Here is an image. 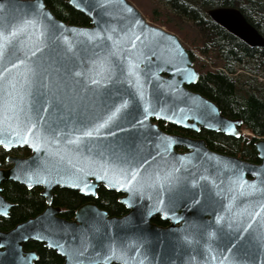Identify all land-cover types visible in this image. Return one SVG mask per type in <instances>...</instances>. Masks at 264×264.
Returning <instances> with one entry per match:
<instances>
[{"label": "water", "instance_id": "obj_1", "mask_svg": "<svg viewBox=\"0 0 264 264\" xmlns=\"http://www.w3.org/2000/svg\"><path fill=\"white\" fill-rule=\"evenodd\" d=\"M67 4L89 25L57 19L44 0H0V33H16L8 55L0 57V140L5 141L0 148L29 151L23 158L6 156L11 166L0 168V215L6 217L12 206L1 195L5 182L38 187L45 201L40 214L0 232V264H34L36 252L23 249L29 241L55 251L63 264H264L259 238L264 233V138H255L241 119L223 116L214 102L189 89L199 72L182 42L149 24L127 0ZM206 15L247 47L264 48V37L237 8L216 7ZM105 59L107 71L99 67ZM129 59L138 64L131 83ZM88 76L101 84L89 83ZM25 79L31 81V96L21 89ZM125 100L129 103L116 121L98 134L84 137L76 131L102 122ZM41 106L43 120L36 112ZM29 118L36 125L31 133ZM158 122L233 138L248 131L259 163L212 151L202 139L166 133ZM76 136L79 144L67 143ZM118 157L139 169L131 184V167ZM168 173L172 183L164 181L162 191L157 177ZM100 187L120 194L127 213L109 216L98 208L93 200ZM55 188L91 200L66 220L52 204ZM155 217L167 225H156ZM113 251L121 258L108 259Z\"/></svg>", "mask_w": 264, "mask_h": 264}, {"label": "trees", "instance_id": "obj_2", "mask_svg": "<svg viewBox=\"0 0 264 264\" xmlns=\"http://www.w3.org/2000/svg\"><path fill=\"white\" fill-rule=\"evenodd\" d=\"M146 3L143 0H134ZM166 6L169 12L165 15L156 8L150 9L152 19L165 24L170 29L174 21L185 19L193 23L201 32V39L194 47L186 48L191 60L201 66L198 69V81L189 89L198 92L214 102L221 114L229 119H241L254 137H264V84L257 78L264 77V48H249L236 38L213 23L206 11L208 9L230 6L237 8L246 21L264 37V0H158ZM47 8L55 17L67 24L88 26L89 19L67 4V0H44ZM147 8L148 6L145 5ZM165 20H164V19ZM172 19V20H171ZM173 26H172V25ZM182 41V40H181ZM183 42V41H182ZM184 43V42H183ZM202 60H208L212 65L220 63L217 69L204 70ZM201 62V63H200ZM239 71V73H237ZM161 130L169 134L192 136L205 141L212 151L237 156L245 161L259 163L257 152L253 146L254 139L244 136L233 138L223 134L200 130L192 133L166 123L158 122ZM248 135V131H244ZM12 154L27 156L26 148L14 149ZM6 152L0 148V162H5ZM40 188L27 189L17 182H5L1 185V195L13 206L7 219L1 221L2 230H10L18 223L40 214L45 208L44 198ZM53 206L60 208V216L66 220L74 218L75 211L85 202L91 200L78 192L66 188H55L52 193ZM120 194L104 187L97 190L93 200L98 208L105 210L109 216H122L127 213L125 207L118 202ZM159 226L167 223L158 217L152 220ZM25 250H34L38 259L34 264H63V258L55 251L46 248L42 243L29 241L24 244Z\"/></svg>", "mask_w": 264, "mask_h": 264}, {"label": "snow or ice", "instance_id": "obj_3", "mask_svg": "<svg viewBox=\"0 0 264 264\" xmlns=\"http://www.w3.org/2000/svg\"><path fill=\"white\" fill-rule=\"evenodd\" d=\"M127 11L131 12L132 9L131 8H127ZM15 35H16L15 32H9L7 35H5L3 33H0V57H4V56L8 55V52L6 50L9 49V45H10L12 39L15 37ZM89 39H93V37H89ZM109 39H111V37H109ZM112 55H115V53H112ZM109 66H110V62L107 59L101 61L100 64H99V67L101 69H104L105 71L108 70ZM13 67H15V65H13ZM137 70H138V64L134 63L132 60L129 59L127 61V73H128V76L126 77V79H128L129 83H131L130 77L137 76V74H138ZM7 71H8V69L5 68V72H7ZM29 71H31V69ZM119 71H120L121 75H123L124 69L122 67L119 69ZM2 75H3V73H0V76H2ZM76 75H78V76L79 75H83V73H79L78 72V73H76ZM95 75L99 76L100 73L99 72H95ZM86 79H88L89 83H91L93 85H100L101 84V79H96V78H93L92 76H88V77H86ZM107 79H111V76L109 75L107 77ZM138 83H139V81L137 79V84ZM31 86H32L31 81L28 80V79H25L24 82L21 84V89H28V91H26L24 93L25 95L31 96V94H32L31 93ZM13 87H15V85H13ZM141 95H142V93H141ZM21 99H23V96H21ZM128 103L129 102L127 100H125L120 105L115 106V110L111 111L102 122L92 123L91 127H88V128H86L84 130L77 129L76 131H82V135L84 137H92L94 134H98L101 129L109 126L111 123H114L116 121L117 114L120 113L122 109L126 108ZM42 110H44L43 106H41L40 108L36 109L38 117H39V112L42 111ZM19 111L22 112L23 109L21 108V109H19ZM13 115L15 116L16 120L19 122L20 121L19 114L17 112H14ZM8 118L10 119V117H8ZM146 118H147V116H145V119ZM39 119L43 120L44 117H39ZM28 125L29 126L26 128V131L28 133L33 132V129L36 127V125L32 122L31 118H29V120H28ZM13 134L14 135H20V133L15 131V130L13 131ZM109 135H114V133L110 132ZM36 138L37 139L41 138L39 133L36 134ZM0 143H5V141L0 140ZM67 143H69V144H79L80 143V137L76 136L74 139L68 140ZM61 159H63V157H61ZM118 159H120L123 164H127V165H129V167H131V160L129 158H127V157H118ZM141 167H142V165H141ZM102 168L105 171V173L107 174L108 173V167L107 166H102ZM120 171L121 172H126L127 169L121 168ZM174 171H176V170L173 169V172ZM138 174H139V169L135 168V167H131V179L128 180V183L131 184L132 181L136 180ZM171 176H172V173H168L162 179L159 176L157 177V182L159 183V186H160L162 191L164 190V181H167V183L169 185L172 183V180L170 179ZM237 183L239 184L240 187H243L244 184H245V182L243 180H239V179L237 180ZM160 203L163 204V201L161 200ZM245 231H247V229ZM259 238L261 240H264V233H261ZM107 258L108 259H120L121 257H118L115 254V251H113L112 255L107 257Z\"/></svg>", "mask_w": 264, "mask_h": 264}, {"label": "rangeland", "instance_id": "obj_4", "mask_svg": "<svg viewBox=\"0 0 264 264\" xmlns=\"http://www.w3.org/2000/svg\"><path fill=\"white\" fill-rule=\"evenodd\" d=\"M127 1L131 5H133L141 13L143 18H145V20L149 24L156 26V27H159V28H162L163 30H165L169 33L175 34L179 38L180 41L182 40L184 42L183 43L181 41L182 44L184 45L185 49L187 48L188 50L191 51V49L194 47V43H192L193 39L196 42L200 41V39H201L200 33L201 32L193 23H190L188 20H185V19L172 20L171 19L172 21H174V26L171 24L173 26V28H171V29L168 26H166L164 23L161 24V23H158L157 21L153 20L152 19L153 16L150 13L151 7L153 9L156 8L158 11L163 13L165 15V19L167 20L166 14L169 12V10L160 1H158V0H143L146 2L144 5H143V2H141V1H136V2L134 0H127ZM145 5H147L148 8ZM202 63H205V65H206L204 70H207V69L214 70V69H217L214 66L219 67V65H220V63H218V62H216L214 65H212L210 63V61H208V60H204V61L202 60ZM195 69L196 70L201 69V66L196 64ZM237 73H239V71H237ZM257 82L264 84V77L263 78L258 77ZM249 136H250V133L248 132V135H245L244 137L250 139Z\"/></svg>", "mask_w": 264, "mask_h": 264}, {"label": "flooded vegetation", "instance_id": "obj_5", "mask_svg": "<svg viewBox=\"0 0 264 264\" xmlns=\"http://www.w3.org/2000/svg\"><path fill=\"white\" fill-rule=\"evenodd\" d=\"M183 130V129H182ZM202 130V129H201ZM185 131H187V130H185ZM191 132V131H190ZM192 133H194V132H192ZM178 135H181V134H178ZM184 136V135H183ZM188 137H191V138H195V137H192V136H189V135H187ZM197 139H200V138H197ZM207 145V144H206ZM208 147V146H207ZM177 151H179V152H184L185 150L184 149H178ZM8 155H10V156H19V155H17V154H12L11 153V151L10 152H6V154H5V162L7 163V165L8 166H6V167H2V166H0V168H9L10 166H11V163H9V162H7L6 161V156H8ZM29 155V154H28ZM27 155V156H28ZM19 157H26V156H19ZM1 163V162H0ZM29 190V189H28ZM41 191V190H40ZM9 202V201H8ZM10 203V202H9ZM13 206V205H12ZM12 206L10 207V209L12 208ZM10 209H9V211H8V213H7V216L6 217H4V216H1L0 215V227H1V221L2 220H4V219H7L8 218V216H9V213H10ZM22 223V222H21ZM167 223V222H166ZM19 224V223H18ZM17 224V225H18ZM15 227V226H14ZM13 227V228H14ZM12 228V229H13ZM11 230V229H10ZM7 231H9V230H2L1 228H0V232H7ZM23 249H24V245H23ZM25 250V249H24ZM25 251H34V250H25Z\"/></svg>", "mask_w": 264, "mask_h": 264}]
</instances>
